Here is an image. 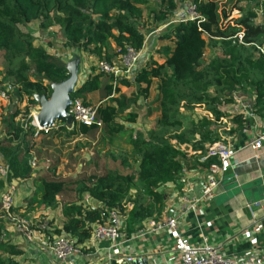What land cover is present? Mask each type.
Returning a JSON list of instances; mask_svg holds the SVG:
<instances>
[{
	"label": "trees",
	"instance_id": "trees-1",
	"mask_svg": "<svg viewBox=\"0 0 264 264\" xmlns=\"http://www.w3.org/2000/svg\"><path fill=\"white\" fill-rule=\"evenodd\" d=\"M181 1H192L197 9L205 4L204 0ZM146 3L147 0H0V51L5 63L0 72L1 81H10L16 85L20 98L25 97L37 105L34 94L48 98L52 92L50 84L68 77L62 59L49 53L43 45L35 44L33 36L21 30L20 25L33 20H39L42 30L58 25L67 47L110 61L123 54L127 47L142 49L149 34L139 28L141 5ZM228 3L230 11H239L238 19H228L229 13L220 9L221 18L225 20L220 22L219 4L214 2L212 20L199 14L201 17L193 20L183 17L170 22L165 34L160 36L168 42L160 49L162 63L151 58L136 70L132 80L122 78L115 86L112 76L96 72L91 66L88 75L70 95L71 99L88 102L89 94L102 89L105 101L97 107L102 130L109 136L132 132L128 143L133 163H137L135 171L105 167L102 172L77 175L68 180L33 175L28 160L36 145L34 134H47L50 130L38 131L31 124L32 117L25 123L16 121L18 111L4 116L5 136L0 142V153L9 166L5 180L31 182L35 189L29 204L50 208L61 204L65 222L59 228L46 229V236L66 235L74 245L84 246L92 230L104 222L100 211L105 207L122 213L124 232L130 236L143 220L163 210L167 196L158 190L161 185L176 181L184 168L207 167L216 161L212 157L201 158L207 151L206 143L220 140L214 127L223 116L218 108L222 99L231 101L229 94L238 87L245 93L251 91L254 94L251 106L264 116V53L256 47V44L264 46V20L258 18L264 17V0H228ZM159 6L158 10L150 9L147 15L153 13L155 23L162 25L177 9V2L160 0ZM239 30H243L246 44L231 39ZM218 45L221 53L205 61V50ZM155 79L159 82V93L154 99L158 117L154 129L144 136L141 131L134 132L138 112L127 110L122 114V110L136 104L139 97L147 99ZM133 84L137 88L132 97L118 101L115 96L120 88ZM227 95L229 97H223ZM198 104H203L213 119L208 116L194 119L193 109ZM180 107L186 111L185 116L178 114ZM26 112L29 113L28 107ZM234 118L240 122L241 116ZM59 128L66 135H90L97 129L76 123L71 129L63 123ZM119 156L121 164L131 169L127 156ZM54 168L51 167L53 171ZM3 181L4 178H0V187ZM85 195L98 204L94 210L85 203ZM16 207L11 206L10 210L17 212ZM22 254L17 243L7 240L0 243V264H19Z\"/></svg>",
	"mask_w": 264,
	"mask_h": 264
},
{
	"label": "crops",
	"instance_id": "crops-1",
	"mask_svg": "<svg viewBox=\"0 0 264 264\" xmlns=\"http://www.w3.org/2000/svg\"><path fill=\"white\" fill-rule=\"evenodd\" d=\"M111 46L114 47L113 43ZM142 52L143 49L134 72L147 62H143ZM148 59L149 56L146 60ZM96 60L97 58H91L93 69ZM163 60L161 58L158 62L162 63ZM87 75L88 73L83 75L81 82ZM81 76L78 75V79ZM87 100L94 105L104 102L102 89L89 94ZM245 103L240 96L234 94L231 101H223L218 105L223 116H220L214 128L220 134V140L206 143L205 148L210 144H219L228 147L235 154L228 161L223 180L213 194L202 196V187L208 175L207 167L184 168L176 181L164 183L158 188L167 196L161 213L143 220L134 231L150 220L174 216L178 220L181 235L196 246H212L217 253L238 259L250 254L264 258V147L260 150L259 158L252 157L250 151L244 148L255 135L264 132V116L255 112L252 104ZM193 110L194 119L202 116L213 119L203 104L195 105ZM236 115L241 116L240 122H236ZM31 154L32 152L30 157ZM198 199L194 208H187ZM84 201L87 204L92 203L88 195L84 196ZM57 207L59 216H62V223L56 226L51 223L50 227H46L47 230L59 228L65 222L61 204ZM56 210L49 212L50 217L53 218ZM122 231L123 240L117 243V250L109 249L108 241L96 242L95 248L84 249L83 253L76 255L72 264H109V253L122 258L131 256L133 260L145 258L147 264H180L178 255L172 252V241L167 239L164 231L146 229L138 237H134L135 232L127 236L123 226ZM43 234L40 231L35 232L32 241L25 238L20 240L21 237L18 236L17 245L23 250L22 256L18 258L19 264H55L46 247V240L52 238ZM7 241L12 243L10 239ZM122 264H132V261Z\"/></svg>",
	"mask_w": 264,
	"mask_h": 264
},
{
	"label": "rangeland",
	"instance_id": "rangeland-1",
	"mask_svg": "<svg viewBox=\"0 0 264 264\" xmlns=\"http://www.w3.org/2000/svg\"><path fill=\"white\" fill-rule=\"evenodd\" d=\"M159 2L160 0H147L146 4L141 5L142 21L141 25L139 24V28L147 30V33H149L147 34L148 36L146 35L147 39L142 48L143 62H148V60L151 58L157 61L161 60L162 55L160 54V49L168 42L165 39H161L160 36L165 34L169 25H171L170 22L173 20L183 17L188 18L190 15L188 12L190 10V6L195 5V3L192 1L176 0L177 9L173 15H171L165 21V23H163L164 25L158 24V26L154 21V14L151 13L147 15V12L150 9L158 10L160 7ZM204 2L205 4L203 6H199L198 9L195 7V13L198 15L202 14L204 19H213L214 9L212 4H214V2H218L219 4L217 14H220V9H224L229 13L228 19H238L240 17L238 10L231 9L232 11H230V4L228 3V0H204ZM208 15L210 16L209 18H207ZM258 18L259 20H264V17L262 16H259ZM220 22H225L223 17L220 19ZM20 28L25 32H29L33 36L34 40H36L34 41L35 44L43 45L45 48H47L49 53L61 58L64 64H66L72 58H79L80 66L78 75L82 76L78 79L77 84L81 83V80L84 78L83 75L88 73L90 70L89 68L92 66L91 58L95 57H92L90 54L82 51L81 49L67 47L61 37L58 25H54L47 30H42L39 27V20H33L27 24L20 25ZM157 47L158 49H156ZM220 53L221 49L219 45L214 48L209 47L205 50L204 60L207 61L213 55ZM148 56L149 59L146 60ZM4 67L5 63L3 59V52L0 51V72L4 70ZM2 77L3 74H0V142L4 140L3 138L5 136L3 134V128L4 125H6L3 121L4 116L12 115L15 111H18L19 113L16 116V121L25 123L28 117H32V124L34 123V118L39 111L38 104L33 105L25 97L20 98L16 85L12 84L10 81L2 82ZM136 88V84H133L130 87L123 86L115 97L118 101L122 102L123 99H129L132 97ZM235 89L236 90H233L234 92L232 91L229 94L231 99H233L235 94L240 96L246 102L245 105H250L253 103L252 100H254V94L251 91L245 93L242 88L238 87ZM3 93L6 95L4 96ZM158 93L159 82L157 79H155L150 87V93L147 99L139 97L136 104H132L130 107L126 106L122 110V114H125L127 110H134L138 112V118L136 124L134 125V132L138 128L137 130L141 131L143 135L146 136L147 132L154 129L156 119L158 117L154 99L158 96ZM212 93V95H214L213 91ZM229 96L227 95L223 97ZM223 101L224 100L222 99L219 105H221ZM27 107L29 110L28 114L26 112ZM183 109L184 108L180 107L178 111L180 116L186 115V111ZM200 111L203 110L200 109ZM117 122L122 121L121 119H117ZM61 123V121L55 122V126L50 129L46 136L43 134L36 136L34 134V142H36V147L31 152L36 157L37 163L36 167L32 169L33 175L37 174V176H50L68 180L69 178L75 177L77 175L82 176L84 174H91L92 172H102L105 167L117 168L121 171H135L137 168V163H133L131 146L128 143V139L132 134L131 131H127L125 133H116L112 136H109L105 134L104 130L100 129L96 130L89 136L66 135V133H62L60 131L59 126ZM59 133L61 134L60 136L58 135ZM120 154L127 156V161L132 166L131 169L125 168L121 164L120 161L122 157L119 156ZM1 166H6V163L0 153V167ZM52 166H55L54 171L51 169ZM5 177V175L0 173V178H4L3 186L0 187V202H2L3 197L6 196L9 190H12V205L18 207L21 205L27 206L25 209L16 207L18 211L14 214L17 215L18 218L27 221L29 230H32V232L40 231L43 234L46 226H51L50 223H53L54 226L60 225L62 223V216H59V211L56 210L58 207L47 208L44 206H38L35 203H28L30 199H32L35 189V186L31 185V182H28L25 179H12L8 182L5 180ZM73 194L74 193L72 191V197ZM22 199H24V201ZM52 210H56V214L53 216V218L50 217L49 213ZM40 224L44 225L42 229H39ZM0 234L3 236L4 240L10 239L12 243H17L16 239L18 236L21 237L20 240H24V233L16 230L13 223L7 218L3 219L2 223L0 224Z\"/></svg>",
	"mask_w": 264,
	"mask_h": 264
},
{
	"label": "built area",
	"instance_id": "built-area-1",
	"mask_svg": "<svg viewBox=\"0 0 264 264\" xmlns=\"http://www.w3.org/2000/svg\"><path fill=\"white\" fill-rule=\"evenodd\" d=\"M195 5L190 6L188 19L193 20L199 16L195 13ZM174 21H179L173 20ZM148 36V35H147ZM147 37L144 40L143 46L146 42ZM233 42L238 44H246L244 42V32L239 30L231 37ZM257 49L264 53V47L257 45ZM143 48V47H142ZM141 50H135L133 47H127L125 52L115 59L110 61L105 59H97L94 63V69L96 72H102L112 76V85L115 86L118 80L124 78L127 80H132L134 76V70L137 65L138 59L140 57ZM4 94V93H3ZM6 94H4L5 96ZM98 105L91 104L89 102H84L80 98L71 99V104L67 108V112L72 115L73 124H82L86 126H94L97 129L103 127V122L97 116ZM38 131L46 129H40V127L34 122L32 123ZM38 136V132L35 134ZM264 147V132L255 135L249 143H247L244 148L250 151L252 157L259 158L260 150ZM205 155L201 160L207 157H212L216 161L210 163L207 166L208 175L205 183L202 187V196H211L217 186L223 180V173L227 169L228 161L235 154L231 149L219 144H210L207 146ZM36 157L32 154L29 159V165L31 168L36 167ZM8 167L1 166L0 173L7 176ZM12 190L3 197L0 206V220L7 218L13 223L16 230L24 233V238L27 241H32L35 236L32 230L28 229L27 221L18 218L13 211L10 210L12 203ZM198 200L189 204V209L196 206ZM87 204V203H86ZM89 208L94 210L98 204L88 203ZM100 214L104 217V222L97 225L91 232V236L86 240L84 246L74 245L72 240L66 235H57L52 239L46 240V247L50 252L51 258L55 264H72L76 255L83 253L84 249L95 248L96 242L108 241L110 242L109 249L117 250V243L122 242L123 238V215L116 208L105 207L100 211ZM46 226V224H45ZM44 225L40 224L39 228L42 229ZM146 229L161 230L166 233L167 239L172 241V252L177 254L179 257L180 264H264V258L258 255L250 254L244 258L238 259L227 255H222L217 253V251L212 246H196L192 244L188 239L181 235L178 226V220L174 216H167L159 220H150L143 227L136 229L134 232V237L142 235L143 231ZM45 230V229H44ZM45 233V232H43ZM46 234V233H45ZM44 236V234H43ZM48 237V236H45ZM5 241L3 236L0 234V243ZM96 251V250H95ZM89 252V251H88ZM126 261H133V257H117L113 254H108V263L122 264Z\"/></svg>",
	"mask_w": 264,
	"mask_h": 264
},
{
	"label": "water",
	"instance_id": "water-1",
	"mask_svg": "<svg viewBox=\"0 0 264 264\" xmlns=\"http://www.w3.org/2000/svg\"><path fill=\"white\" fill-rule=\"evenodd\" d=\"M79 66V58H72L65 64L68 77L62 82L50 84L52 90L50 97L34 94V99L39 105L35 120L40 129H52L58 121H61L68 129L73 127L72 115L67 112V108L71 104L70 95L77 86ZM132 264H147V260L136 258Z\"/></svg>",
	"mask_w": 264,
	"mask_h": 264
},
{
	"label": "bare ground",
	"instance_id": "bare-ground-1",
	"mask_svg": "<svg viewBox=\"0 0 264 264\" xmlns=\"http://www.w3.org/2000/svg\"><path fill=\"white\" fill-rule=\"evenodd\" d=\"M35 119V118H34ZM36 121V120H35Z\"/></svg>",
	"mask_w": 264,
	"mask_h": 264
},
{
	"label": "clouds",
	"instance_id": "clouds-1",
	"mask_svg": "<svg viewBox=\"0 0 264 264\" xmlns=\"http://www.w3.org/2000/svg\"><path fill=\"white\" fill-rule=\"evenodd\" d=\"M50 130V129H49Z\"/></svg>",
	"mask_w": 264,
	"mask_h": 264
}]
</instances>
